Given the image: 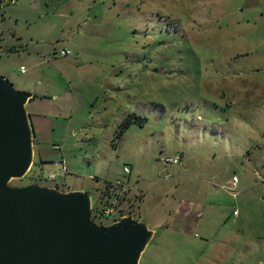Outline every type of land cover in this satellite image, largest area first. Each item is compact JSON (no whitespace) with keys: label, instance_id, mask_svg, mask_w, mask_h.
Returning <instances> with one entry per match:
<instances>
[{"label":"rangeland","instance_id":"rangeland-1","mask_svg":"<svg viewBox=\"0 0 264 264\" xmlns=\"http://www.w3.org/2000/svg\"><path fill=\"white\" fill-rule=\"evenodd\" d=\"M0 40L17 47L0 53L14 88L52 84L60 107L38 106L45 163L36 149L10 186L83 187L94 206L129 182L154 231L139 264H264V0H18ZM61 159L71 173L51 182Z\"/></svg>","mask_w":264,"mask_h":264},{"label":"water","instance_id":"water-1","mask_svg":"<svg viewBox=\"0 0 264 264\" xmlns=\"http://www.w3.org/2000/svg\"><path fill=\"white\" fill-rule=\"evenodd\" d=\"M31 99L0 77V264H139L154 237L145 222L128 216L101 226L86 191L10 186L34 162Z\"/></svg>","mask_w":264,"mask_h":264},{"label":"crops","instance_id":"crops-1","mask_svg":"<svg viewBox=\"0 0 264 264\" xmlns=\"http://www.w3.org/2000/svg\"><path fill=\"white\" fill-rule=\"evenodd\" d=\"M1 1V0H0ZM18 0L15 1V4H17ZM14 4V5H15ZM13 6V5H11ZM5 9V8H4ZM3 9V10H4ZM82 33V32H81ZM14 35H11V37H13ZM33 39V38H32ZM0 43L3 44V42L0 40ZM30 47L32 48V51H36V54L38 53L39 50H37V48H35L34 46H31ZM16 46H7L6 48H3L2 51L4 52H7V53H11V52H14L16 51ZM36 49V50H35ZM31 51H28V56H30V53ZM39 55V54H38ZM0 77H8L10 80L13 79V78H16L15 75H12L10 74V76L5 72V71H2L0 70ZM6 78V79H8ZM126 85H128L127 82H124V81H121V82H117L116 84H112L111 86V91L112 92H116V95H123V93L125 92L126 90ZM37 87H31V85H29V87H27L25 89V91H27L28 93H30L32 95V99L28 102L26 108H27V111H28V114L30 115V119H31V123H32V127H33V131H34V155H35V152H36V149H37V153H38V156H39V162L40 163H45L42 158H41V154H40V151L38 149V145L40 144V138H39V135H40V132H41V129H42V124H41V121L39 120H36V119H39V118H43L42 116H44L45 114H40L38 112V106L40 105H47L49 107L50 110H55L56 108H60L58 105L55 104V102L58 101V99L56 98V96H50L49 93H45L43 91L44 88H51L52 89V84L49 85V84H45L43 86V82H41L40 80L37 81ZM42 86H43V89H42ZM41 88V89H40ZM63 88L64 90H68L67 87H65V84L63 83ZM40 89V90H39ZM109 91H106V93H108ZM108 94H106L107 96ZM125 95L128 96L127 93H125ZM111 99V98H110ZM113 100V99H112ZM116 104L119 105V107H121V104H122V100H117L116 101ZM74 106H76V103L73 102V108ZM79 106V105H78ZM103 110H106V107H103ZM91 115V114H90ZM46 116V115H45ZM134 116H137V117H140L141 120L140 122L142 123L141 126L147 121V119L145 117H142V116H138V115H134ZM125 119H123L124 121ZM121 121V120H120ZM120 125V124H119ZM118 125V127H119ZM49 130L53 131V128H49ZM125 175L128 176V181H129V177L131 176L132 174V171L131 169L129 170V173H125ZM235 179V178H234ZM119 181V180H118ZM123 183V182H122ZM125 186L129 187L130 188V193L127 197V202H132V200L135 198V200H133L132 203H135L137 206H138V210H139V219H140V209H141V205L142 203L144 202V193L143 192H135V193H132V186H130L129 182L128 183H123ZM235 184V182H234ZM68 189V188H67ZM62 190V191H86L87 190L85 188H76L74 190H71V189H68V190ZM100 192H97L96 194L99 195ZM129 198V200H128ZM187 208H186V215L188 216L189 213L187 212Z\"/></svg>","mask_w":264,"mask_h":264},{"label":"built area","instance_id":"built-area-1","mask_svg":"<svg viewBox=\"0 0 264 264\" xmlns=\"http://www.w3.org/2000/svg\"><path fill=\"white\" fill-rule=\"evenodd\" d=\"M16 0H1L0 1V9H4L5 6L14 5ZM69 55V51H62L61 56L67 57ZM21 71H24V68L21 67ZM165 163L179 164L181 160L176 158L165 159ZM55 165H58L59 172L58 174H52L49 177L51 182H57L58 179L67 177L71 171L69 166L65 160H60L54 162ZM124 172L127 174L129 170L127 168L124 169ZM236 182V179H234ZM111 187L115 190L117 196H101L102 205L99 209V213L97 214L98 218H107L111 219L114 222H117L122 217L133 216L132 207L130 202H127V197L130 193V188L125 186L121 181H117L114 184H110ZM100 198V197H99Z\"/></svg>","mask_w":264,"mask_h":264},{"label":"trees","instance_id":"trees-1","mask_svg":"<svg viewBox=\"0 0 264 264\" xmlns=\"http://www.w3.org/2000/svg\"><path fill=\"white\" fill-rule=\"evenodd\" d=\"M140 120H141V118L137 117V116H131L130 119H129V117L126 118L118 127L117 138L119 139L122 137L125 129H127L129 127V125H131L133 123L141 125L142 123L140 122ZM56 187H59V186L56 185ZM104 195H107L108 197L109 196H117L115 193V190L111 187V185L110 184L106 185V187L100 191V195H99L100 198L98 197L96 199L95 205L94 206L92 205V217L97 218V214L99 213V209L102 205L101 196H104Z\"/></svg>","mask_w":264,"mask_h":264}]
</instances>
